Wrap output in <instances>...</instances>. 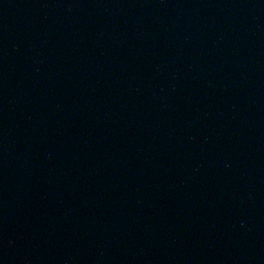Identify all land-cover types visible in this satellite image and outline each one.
Returning a JSON list of instances; mask_svg holds the SVG:
<instances>
[{"label": "water", "instance_id": "water-1", "mask_svg": "<svg viewBox=\"0 0 264 264\" xmlns=\"http://www.w3.org/2000/svg\"><path fill=\"white\" fill-rule=\"evenodd\" d=\"M0 264H264V0H0Z\"/></svg>", "mask_w": 264, "mask_h": 264}]
</instances>
